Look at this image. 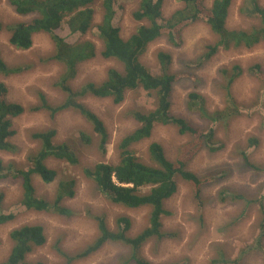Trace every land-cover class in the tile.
<instances>
[{
	"label": "rangeland",
	"instance_id": "rangeland-1",
	"mask_svg": "<svg viewBox=\"0 0 264 264\" xmlns=\"http://www.w3.org/2000/svg\"><path fill=\"white\" fill-rule=\"evenodd\" d=\"M256 1L264 9V0ZM100 2L98 0L92 5L95 12L93 24H98L101 20ZM212 2L213 0H204V6L209 8ZM115 4V24L120 29L121 37L127 38L140 25L132 19L137 1ZM244 5L245 0L233 1L226 19L228 29H249L254 24L242 12ZM182 6L180 0H163L162 18L169 19ZM31 18L18 16L6 0H0V23L3 26ZM54 33L68 44L81 40L89 41L96 47V57L80 64L74 78L69 81L68 85L73 91L86 82L98 83L104 79L109 68L120 70V65L115 60L100 57L101 44L92 29L85 34L72 33L62 23ZM178 37L182 41L179 47H175L165 37L148 45L140 57V63L153 72L159 67V52L170 56L169 72L180 76L176 77L172 85V115L204 133L212 132L211 140L201 144L200 150L192 155L187 171L198 177L211 178L212 182L202 187L201 199L206 203L201 219L192 191L190 193L187 184L179 180L177 192L165 202L168 214L163 217L162 231L170 237L149 241L142 247L140 254L153 264H210L218 253L227 259L236 257L240 249L238 242H249L258 235V223L261 219L258 205L253 203L247 206L244 200L232 201V192L254 201L262 198L264 201V81L252 69L259 65L264 74V42L249 49L221 50L211 60L199 63L202 54L207 52L205 46L213 41V34L208 27L196 24ZM8 39L9 33L5 29L0 31V57L8 67H23V72L7 78L0 76V80L7 88V102L20 104L24 113L12 120L15 135L9 141L17 152L13 154L0 151V162L23 168L27 155L37 148V143L31 137L32 133L51 128L57 131L56 144L75 146L73 152L78 163L71 165L65 161L49 160L47 164L57 173L51 184H44L38 177H33L36 196L48 200L54 198L60 182H74L73 197L62 202L64 207L72 211L70 215L27 211L19 203V183L11 179L0 181V214L13 216L12 221L0 226V263L6 260L11 249L8 238L11 230L24 225H39L43 228L46 242L28 254V263L120 264L122 260L128 259L129 250L115 244H107L82 260L68 262L66 257L73 258L95 239L96 226L92 217H105L111 229L115 228L117 219L130 218L131 235L137 234L145 225V209L128 210L96 196L92 183L84 178L83 170L98 162H118L117 145L122 137L137 127L131 113L144 107V103L139 106L138 103L144 101L146 94L139 90L127 92L119 105L113 104L110 99L90 96L84 99L86 108L96 114L106 128L108 142L106 152L102 154L98 149L99 138L76 112L66 110L52 116L47 110H31L40 102L39 93L45 96L51 107L59 106L65 100L62 90L57 87L61 65L49 61L54 50L51 35L35 34L31 48L25 51L12 47ZM233 66L242 70L230 92L235 116L232 117V112L229 111V114L227 112L217 118V112L225 108L226 102L220 87L223 78L218 71L223 67ZM182 74L194 76L195 79L183 78ZM190 93L199 94L205 117L192 112L187 106ZM79 132L91 135V145L85 146L80 136L78 137ZM250 138H256L259 146L248 148ZM189 139L190 136L179 135L173 125H156L151 136L133 148L135 157L141 163H149L147 148L150 143L156 142L163 148L165 157L173 162L178 148ZM242 151L247 159L242 157ZM247 160L259 167L260 171L247 166ZM235 219L239 224H235ZM262 245L264 248V239ZM242 264H264V250L250 252Z\"/></svg>",
	"mask_w": 264,
	"mask_h": 264
},
{
	"label": "trees",
	"instance_id": "trees-1",
	"mask_svg": "<svg viewBox=\"0 0 264 264\" xmlns=\"http://www.w3.org/2000/svg\"><path fill=\"white\" fill-rule=\"evenodd\" d=\"M6 1L18 16L32 17L28 21L7 26L0 23V31L5 29L9 33L8 43L17 50L25 51L31 48L35 34H50L54 50L49 61L61 65L62 68L57 87L62 90L65 100L59 106L51 107L47 104L45 96L39 93L40 102L31 108L32 111L47 110L52 116L66 110L76 112L91 128L92 133L99 138L98 149L105 154L108 142L106 128L101 119L86 108L83 103L84 99L88 96L110 99L113 104L119 105L124 101L127 92L139 90L146 94L147 100L143 94L144 101L138 103V106L144 103V107L131 113L137 127L122 137L117 145L118 162L115 164L98 162L91 168L83 170V176L92 183L96 196H101L106 202L128 210L145 209V225L137 234L131 235L132 221L130 218L117 219L115 228L111 229L105 217H92L96 226V237L93 242L73 258L65 257L68 262L82 260L107 244H115L129 250L128 259L122 260L120 264H153L142 258L140 252L149 241H160L170 237L162 231L163 217L168 214L165 202L177 192L179 180L187 184L190 193L192 191L197 202V212L203 219V207L206 202L201 199L202 187L210 184L212 179L198 177L187 169L192 155L200 150L201 144L211 140L212 132L204 133L203 130L192 127L183 119L172 115L170 111L172 85L176 77L180 78V76L169 72L170 56L159 52L157 55L160 61L159 67L153 72L140 63V57L148 45L162 37H165L175 47H179L182 41L178 36L196 24L205 25L213 34V41L205 46L207 52L202 54L199 63L211 60L221 50L249 49L264 42V9L258 5L256 0H245L242 12L254 24L249 29L230 30L226 26V19L234 0H213L209 8L204 6V0H180L183 4L182 8L169 19L162 18L163 0H101L99 6L101 20L98 24H93L95 12L92 7L98 0ZM125 1H137L132 19L140 23L135 32L127 38L121 37L120 29L115 24V3ZM62 23L72 33L85 34L91 29L95 31L101 44L100 57L105 60H115L119 63L120 70L109 68L104 79L98 83L86 82L76 91L70 89L68 84L74 78L77 67L93 60L97 51L95 45L89 41L79 40L73 44L66 43L65 39L54 33ZM252 69L264 81V74L259 65H255ZM241 71L238 66L223 67L218 71L219 76L223 78L220 87L223 89L226 102L225 108L217 112V118L227 112L229 114V111L232 112V117L235 116L230 92ZM22 72L23 67H8L0 57L1 77L7 78L22 74ZM182 76L191 80L195 79L194 76L187 74H182ZM6 96L7 88L0 80V151L15 154L17 149L9 141L15 135L12 120L23 114L24 108L20 104L7 102ZM187 102L192 112L205 117L199 94L190 93ZM156 125H173L179 135L190 136V139L178 148L173 162L165 157L160 144L152 142L147 148L149 163H141L135 157L133 148L148 139ZM56 135L57 131L51 128L32 133L31 137L37 143V148L27 155L26 165L23 168H18L13 164L3 165L0 162V181L11 179L19 183V203L27 211L62 215L72 213L69 208L62 205V202L73 197L74 182H60L52 200L37 197L33 185V177H38L44 184H51L55 181L57 173L47 164L49 160L65 161L71 165L78 163L73 152L75 146L71 147L66 143L56 144ZM79 136L85 146L91 145L90 134L79 132ZM247 144L248 148L259 146L256 138H250ZM241 154L244 159H247L243 151ZM246 165L260 171L259 167L249 163L248 160ZM235 200H244L247 206L253 203L258 205L261 211L258 235H255L254 239L249 242L240 240L238 242L240 249L236 257L227 259L223 254L218 253L217 258L213 259L210 264H242L243 259L250 252L264 250L262 245L264 239L263 198L254 201L232 192V201ZM12 220V215L0 214V226ZM233 221L239 224L236 219ZM8 238L11 242V249L6 260L0 264H31L26 261L28 254L42 247L46 242L43 228L39 225L20 226L11 230Z\"/></svg>",
	"mask_w": 264,
	"mask_h": 264
}]
</instances>
